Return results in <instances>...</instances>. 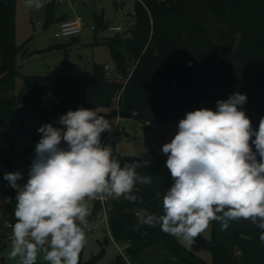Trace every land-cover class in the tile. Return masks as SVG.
Listing matches in <instances>:
<instances>
[{"label":"trees","instance_id":"1","mask_svg":"<svg viewBox=\"0 0 264 264\" xmlns=\"http://www.w3.org/2000/svg\"><path fill=\"white\" fill-rule=\"evenodd\" d=\"M16 8L17 0H0V138L12 134L17 119L21 120V135L28 138L25 119L31 114L38 117V128L49 123L62 128L60 117L81 107L96 110L112 125L120 117L143 123L171 122L196 109L215 110L217 100L236 92L247 96L242 110L253 129L264 117V0H135L132 34L108 40L116 69L112 76L98 63L91 76L22 75L17 63L21 47L16 42ZM54 11L51 5L47 11L50 22ZM95 26H106L103 16L95 17ZM19 76L22 89L11 93ZM44 99L52 101L51 110L40 107ZM133 110L138 115L133 116ZM37 130L36 143L42 136ZM107 133L101 134V143ZM61 146L65 147L63 142ZM111 151L121 167L137 160L151 161L136 171L152 176L150 186L136 184V202L123 196L111 200V235L106 230L105 240L126 246L111 264H264L262 230L243 218L229 220L226 230L220 222L211 221V240L200 242L211 252L212 262L159 226L141 225L137 230L141 215H163V196L173 182L165 167L167 157H127ZM15 156L12 147L0 148V194L9 197L6 214L0 218V247L12 236L16 222L17 191L3 178L12 172ZM99 206L96 202L93 217ZM6 220L12 222L8 230ZM102 255L87 262L79 260V264H97Z\"/></svg>","mask_w":264,"mask_h":264},{"label":"clouds","instance_id":"2","mask_svg":"<svg viewBox=\"0 0 264 264\" xmlns=\"http://www.w3.org/2000/svg\"><path fill=\"white\" fill-rule=\"evenodd\" d=\"M26 6L43 5L26 0ZM246 101L245 94L236 92L217 100L215 110L189 111L179 121L174 137L162 146L173 179L163 196V215H141L137 230L159 226L193 244L211 221L226 230L229 220L243 218L262 230L264 243V117L253 129L242 110ZM59 124L63 127L49 123L38 128L42 136L23 186L17 184L23 178L19 171L3 177L17 190L8 258H18L19 264H36L41 253L47 264H79L87 242L86 198L123 196L136 202V184H152L151 175L136 171L151 161L121 167L111 147L101 146V134L111 125L96 110H69Z\"/></svg>","mask_w":264,"mask_h":264},{"label":"rangeland","instance_id":"3","mask_svg":"<svg viewBox=\"0 0 264 264\" xmlns=\"http://www.w3.org/2000/svg\"><path fill=\"white\" fill-rule=\"evenodd\" d=\"M42 7L36 9L26 6V0H17L16 8V42L21 47L17 56L19 71L22 75L62 76L69 73L73 76H91L93 65L98 63L107 67L109 75H116L115 61L112 56L108 40L116 36H130L135 22V0H65L58 3L57 0H40ZM54 5L56 13L66 11L72 17L81 16L83 19L82 32L75 36L56 37L58 29L57 21H48L46 13ZM103 16L106 26L100 29H92L95 25V17ZM121 25L124 29L116 32L110 30V26ZM97 28V27H96ZM132 60H128V68L131 69ZM23 80L19 76L16 79L11 93H18L22 89ZM40 107L44 111L52 108V101L44 99ZM32 111V104L28 106ZM112 110V109H111ZM180 120L171 122L143 123L133 118L120 117L108 131L102 146H109L121 156L127 157H167L162 153V146L171 141L176 134ZM39 120L34 114L25 119V128L29 134L38 129ZM21 120L17 119L13 136L0 138V148H13L15 158L12 163V172H21L23 178L17 184L23 186L28 178L30 166L35 158V140H29L21 135ZM67 147L66 144H64ZM17 191V190H16ZM99 197V196H98ZM87 199L86 205L89 211L88 227L85 229L86 245L80 253L79 260L89 261L92 257L100 255L97 264H111L119 253L116 243L105 240L106 221L101 215V200ZM110 199L107 202L111 204ZM98 202L99 210L93 217L95 203ZM9 197L0 194V218L6 214ZM91 218V219H90ZM12 222L5 221L7 224ZM212 237L211 222L208 228L195 238L193 244L180 240L179 242L198 254L207 262H212L211 252L204 248L201 240L209 241ZM106 242H105V241ZM12 236L4 240L0 247V264H19V259H9ZM0 244H2L0 242ZM36 264H47L43 260V254H39Z\"/></svg>","mask_w":264,"mask_h":264},{"label":"built area","instance_id":"4","mask_svg":"<svg viewBox=\"0 0 264 264\" xmlns=\"http://www.w3.org/2000/svg\"><path fill=\"white\" fill-rule=\"evenodd\" d=\"M57 1H58V3H63L65 0H57ZM83 26H84L83 19L80 16H76V17H73L70 19L63 20L62 22L59 23L58 29L55 32V36L60 38V37H69V36L78 35L82 32ZM109 28H110V30L116 31V32L122 31L124 29L121 25H116V26L113 25V26H110ZM92 29L95 30L96 26L93 25ZM107 73H108V70H107ZM11 136H13V135L11 134ZM28 139L33 140L34 139V133L33 134L31 133V135L28 137ZM101 146H102V144H101ZM98 199H100L102 202L100 211H101V215L104 217V219L106 221V230H107L108 234L111 235L110 230L108 228V209H109V206L107 204V202H109L111 198L98 197ZM7 225L9 227L12 226L11 223H8ZM117 247L119 249V252L124 253L123 251L126 248V246L117 245ZM127 264H131V263L128 261Z\"/></svg>","mask_w":264,"mask_h":264},{"label":"crops","instance_id":"5","mask_svg":"<svg viewBox=\"0 0 264 264\" xmlns=\"http://www.w3.org/2000/svg\"><path fill=\"white\" fill-rule=\"evenodd\" d=\"M76 17V16H75ZM81 17V16H80ZM71 16L68 15V12L66 11H63V12H58L56 13V11H54V14H53V19L52 21H57V24L62 22L63 20H66V19H70ZM73 18V17H72ZM46 19H47V13H46ZM104 19V22L106 23V20L105 18L103 17ZM59 25V24H58ZM111 129V128H110ZM109 131V130H108Z\"/></svg>","mask_w":264,"mask_h":264}]
</instances>
